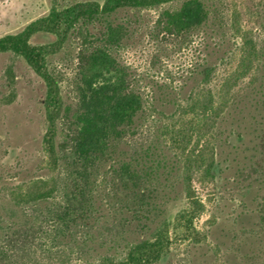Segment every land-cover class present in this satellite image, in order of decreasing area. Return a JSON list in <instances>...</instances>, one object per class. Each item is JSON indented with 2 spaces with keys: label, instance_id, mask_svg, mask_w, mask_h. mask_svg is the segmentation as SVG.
<instances>
[{
  "label": "rangeland",
  "instance_id": "rangeland-1",
  "mask_svg": "<svg viewBox=\"0 0 264 264\" xmlns=\"http://www.w3.org/2000/svg\"><path fill=\"white\" fill-rule=\"evenodd\" d=\"M104 1L59 0V6L102 5ZM204 1L212 10V18L186 40L165 36L156 27L155 10L118 13L117 20L127 27L128 37L114 55L133 90L145 98L147 108L136 134L119 145L113 159L99 161L100 169L93 177L101 184L95 195L96 214L86 229L88 241L79 236L74 248H52L42 234L52 200H20L39 180H66L72 170L71 160L61 161L54 170L46 155L45 82L24 58L0 54V264H60L61 260L97 264L106 255L121 256L128 242L146 238L135 233L133 218L122 204L127 192L118 170L122 161L138 158L139 171L149 173V147L153 164L156 160L170 162L167 171L164 167L158 171L159 188L167 194L160 205V220H167L173 242L170 254L160 264H264V0ZM51 2L0 0V37L17 34L47 16ZM57 41L44 33L32 39L34 45L50 47L48 63L60 77L59 148L81 127L82 46L73 32L61 47H53ZM249 43L257 57L247 75L235 80ZM203 72L210 79L208 84ZM210 92L226 98L222 116L208 128L216 158L215 174L210 181L195 177L194 187L205 208L195 219L193 230L186 231L177 221L188 208L180 179L182 162L161 128L182 120L177 110L180 102ZM173 115L174 120L170 119ZM145 188L147 192L149 182Z\"/></svg>",
  "mask_w": 264,
  "mask_h": 264
},
{
  "label": "trees",
  "instance_id": "trees-1",
  "mask_svg": "<svg viewBox=\"0 0 264 264\" xmlns=\"http://www.w3.org/2000/svg\"><path fill=\"white\" fill-rule=\"evenodd\" d=\"M125 10H155L158 13L156 27L167 37L185 40L204 29L212 18V10L204 0H105L102 5L91 2L68 8H61L59 0H52L47 16L31 22L17 34L0 37V54L11 53L24 58L45 82L47 133L44 148L51 168L56 170L61 161L71 160L72 170L66 180H39L20 198L25 203L53 201L45 214V225L41 226L42 234L51 242L52 248H74L78 246L79 236L83 237V242L88 241L86 229L95 217V195L101 186L93 180L100 169L98 163L113 159L119 145L136 134L138 122L147 108L145 98L133 90L114 55L122 40L128 37L127 27L117 20L118 13ZM70 32L80 39L82 46L78 117L81 127L70 134L66 144L57 148V122L62 112L60 77L49 66L50 47L34 45L32 39L41 33L53 35L58 40L53 47H61ZM246 52L235 72V80L247 75L257 57L252 43ZM203 74V80L208 84L210 79L205 72ZM225 99L211 92L203 97L189 96L177 106L182 118L179 124L172 121L161 128L170 146L179 151L177 157L182 162L180 179L188 208L177 221L186 231L193 230L195 219L205 208L194 187L195 177L200 175L202 181L214 179L216 158L208 128L214 127L222 116ZM153 116L149 113L150 118ZM171 117L174 120L176 115ZM151 150L149 147V173L144 174L143 169L139 171L138 158L122 161L118 170L121 186L127 192L122 204L133 218L131 225L135 227V233L146 238L128 242L121 256L106 255L97 264H160L170 254L173 244L170 227L167 220H160V205L167 194L159 188L161 178L158 174L162 167L167 171L170 162L156 160L153 164ZM152 213H155L153 218L150 217ZM60 264L69 262L61 260Z\"/></svg>",
  "mask_w": 264,
  "mask_h": 264
}]
</instances>
